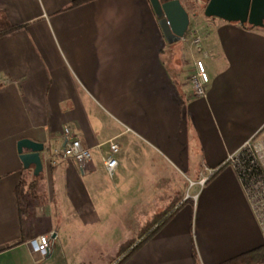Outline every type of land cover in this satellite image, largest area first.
Masks as SVG:
<instances>
[{"label":"crops","instance_id":"crops-1","mask_svg":"<svg viewBox=\"0 0 264 264\" xmlns=\"http://www.w3.org/2000/svg\"><path fill=\"white\" fill-rule=\"evenodd\" d=\"M72 1L0 0V264H112L90 231L172 211L122 264H222L264 245L256 190L228 160L264 143V27L195 12L169 40L149 0L64 10ZM196 60L205 97L190 82ZM66 128L92 152L83 168L59 154ZM23 138L44 146L37 176ZM202 175L189 199L186 180ZM45 232L41 257L29 240Z\"/></svg>","mask_w":264,"mask_h":264},{"label":"water","instance_id":"water-1","mask_svg":"<svg viewBox=\"0 0 264 264\" xmlns=\"http://www.w3.org/2000/svg\"><path fill=\"white\" fill-rule=\"evenodd\" d=\"M165 37L181 39L189 25V13L181 0H149ZM203 15L217 17L227 22L249 24L256 28L264 27V0H208ZM42 143L23 138L17 143V150L25 169L33 166V174L42 171L40 152Z\"/></svg>","mask_w":264,"mask_h":264},{"label":"built area","instance_id":"built-area-1","mask_svg":"<svg viewBox=\"0 0 264 264\" xmlns=\"http://www.w3.org/2000/svg\"><path fill=\"white\" fill-rule=\"evenodd\" d=\"M184 39V36L181 38ZM201 41L200 35H195L191 44H198ZM195 73L190 76V82L192 85L193 92L198 97L206 96V85L209 82V75L205 69L204 63L201 60L195 61ZM65 141L63 147L60 149L59 154L63 158H71L77 162L80 168L91 158L90 148L84 147L81 142L74 138L70 131L66 128L65 130ZM109 154L104 159V164L107 172L112 175L114 170L118 165L116 154L119 151L118 143L113 140H109ZM247 152V158L250 163H253L256 169H258L259 174H251V168L242 167L239 171L238 167H241L245 163L244 159L240 158V153L238 155H230L229 159L236 170L241 173H250L249 182L251 187L256 190L255 199L256 206L261 212V219L264 221V143L259 141L255 145H250L247 142L243 148ZM248 172V173H247ZM207 177H203L202 184L206 181ZM34 252L38 253L41 257H45L54 245V238L50 232H45L38 234L29 240Z\"/></svg>","mask_w":264,"mask_h":264},{"label":"trees","instance_id":"trees-1","mask_svg":"<svg viewBox=\"0 0 264 264\" xmlns=\"http://www.w3.org/2000/svg\"><path fill=\"white\" fill-rule=\"evenodd\" d=\"M92 0H74L72 1L64 10L71 9L82 5L84 3L90 2ZM206 0L205 3H207ZM247 152L243 149L240 152V158L245 160V163L241 165L239 171L242 170V167L247 170V168H251V174H259L258 169L254 166L253 163L249 162L247 158ZM248 173V172H247ZM250 173H241L240 176L243 179L244 183L249 182ZM211 177H209L206 181H208ZM189 199H186L188 201ZM173 215V211L167 214H160L154 217V219L148 223L146 226L141 228L136 236H133L126 240L120 246V250L118 252L116 261L114 264H122L129 256H131L143 243H145L171 216ZM222 264H264V245L261 247L241 254L234 259L228 260Z\"/></svg>","mask_w":264,"mask_h":264},{"label":"rangeland","instance_id":"rangeland-1","mask_svg":"<svg viewBox=\"0 0 264 264\" xmlns=\"http://www.w3.org/2000/svg\"><path fill=\"white\" fill-rule=\"evenodd\" d=\"M186 4V10L189 13L190 17L193 16L195 12L202 13L203 6L205 5L206 0H182ZM203 17V14H201ZM187 71V70H186ZM259 142L258 139H253L250 141V145H255ZM81 144L83 142L81 141ZM92 154V152H91ZM203 177L206 175H202L197 180L187 181L186 180V194L190 197L189 199L193 198L199 185L202 184ZM139 229L136 228L134 224H128L124 228H114L109 225H99L96 226L94 230L90 231L89 234V241H92L94 249L104 248L106 253H110L111 258L114 260L112 264L116 261L118 252L120 250L121 244L126 242L129 238L135 236L138 233ZM91 247V248H92ZM93 249V248H92ZM86 264V263H85ZM98 264H102V262L98 261Z\"/></svg>","mask_w":264,"mask_h":264}]
</instances>
